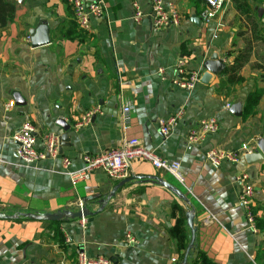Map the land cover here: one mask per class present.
Masks as SVG:
<instances>
[{
    "label": "crops",
    "instance_id": "0c3cea01",
    "mask_svg": "<svg viewBox=\"0 0 264 264\" xmlns=\"http://www.w3.org/2000/svg\"><path fill=\"white\" fill-rule=\"evenodd\" d=\"M7 1L15 6V14L10 24L0 27V213L16 218L0 219V264H76V252L114 264H176L171 259L179 261L180 240L170 231L179 216L177 208L193 211L194 245L209 260L264 264V230H249L235 181L241 172L248 175L254 217L264 221V158L251 165L243 159L264 137V0H240L260 29L256 40L232 1L206 24L202 0H163L164 7L176 10L180 25L155 31L148 17L149 0H137L144 15L138 24L132 21L131 0H105L103 17L91 21L89 32L78 31L68 0ZM41 23L49 27L50 43L31 48L29 33ZM247 40L252 41V52L239 73L242 83L231 86L223 74L200 83L202 64L211 54L227 67ZM178 69L199 74L192 91L172 85ZM258 90L257 105L245 112L248 96ZM13 93L23 106L15 105ZM237 103L240 117L229 113ZM124 107L130 109L127 126L120 117ZM175 116V126L163 136L158 121ZM206 118L218 121V131L201 143L188 142L190 132ZM25 122L33 125L40 151L46 135H63L57 123L69 125L67 151L35 166L21 165L12 136ZM133 139L159 157L178 162L190 194L170 175L133 161L125 179L145 180L123 185L96 213L99 202L122 180L97 170L72 185L62 174L61 158H68L69 169L77 171L83 155L101 154ZM244 145L247 150L236 165L215 168L204 159L211 148L239 150ZM148 177L178 189L188 204ZM78 201L95 214L86 218L84 227L80 219L57 222L63 245L53 239L51 222L17 216L77 212ZM207 214L215 220L206 223ZM64 234L70 245L64 243ZM126 235L134 243H127ZM185 236L190 238L188 228Z\"/></svg>",
    "mask_w": 264,
    "mask_h": 264
},
{
    "label": "built area",
    "instance_id": "2783aa9c",
    "mask_svg": "<svg viewBox=\"0 0 264 264\" xmlns=\"http://www.w3.org/2000/svg\"><path fill=\"white\" fill-rule=\"evenodd\" d=\"M207 6L205 13V23L209 24L218 13L223 11L225 4L232 0H202ZM73 16L76 20L78 29L84 32L91 30V21L99 20L103 17L105 8V0H93L91 2H84L82 0H68ZM150 12L148 14L152 28L155 31H163L170 27H177L180 25L179 15L172 6L164 7L163 0H149ZM133 9L132 21L138 24L142 18L143 13L137 0H131ZM159 74L163 75L160 69ZM199 83V74L196 72L184 73L182 69H178L176 78L173 79L172 85L184 91H192ZM229 108V105H226ZM128 107H124L121 111V122L123 126L129 123ZM90 116V115H89ZM176 118L160 119L158 121V128L163 136L169 135L172 128L175 126ZM219 129V123L215 118H206L200 120L195 129L190 132L187 138L188 142L201 143L205 137L215 134ZM12 140L16 143L15 155L18 162L24 166H35L39 162L48 158L60 157L59 142L55 135H46L43 138L44 148L38 150L35 129L30 122L23 123L19 130L13 134ZM247 148L242 146L239 150H227L224 148H211L204 153V159L213 167L220 168L224 164L236 165L241 159L243 151ZM251 153V151H246ZM82 167L77 171L69 169L70 161L66 157L61 158L62 174L66 175L72 185L78 182L87 180L89 174L94 171H103L110 179L124 180L127 177V171L130 163L133 161L149 164L153 169L158 172L165 173L173 177L176 183L187 194L190 191L187 188L185 179L180 171V164L176 161H167L154 151L144 149L141 143L137 140L125 141L121 146L116 147L110 151L97 154V155H83L81 158ZM235 181L240 187L238 193V203L240 204L248 228L252 233H258L255 227V218L253 214V194L254 190L249 181L248 175L241 172L235 176ZM77 211L82 212L85 208L81 201L76 204ZM215 218L211 214H207L205 222L210 223ZM82 227L86 224V218L79 220ZM127 243H134V239L126 235ZM64 243L70 245L71 240L67 234H64ZM172 263H176L175 259H171ZM76 264H114L111 260L106 258H87L84 253L76 252Z\"/></svg>",
    "mask_w": 264,
    "mask_h": 264
},
{
    "label": "water",
    "instance_id": "95a60500",
    "mask_svg": "<svg viewBox=\"0 0 264 264\" xmlns=\"http://www.w3.org/2000/svg\"><path fill=\"white\" fill-rule=\"evenodd\" d=\"M198 19H191L193 23L198 24ZM30 46L31 48H38V47H43L46 46L50 43V30L47 24L41 23L39 24L35 29L31 30L30 33ZM202 69L204 71L200 83L201 84H207L209 80L211 79L212 76H219L222 75L223 72L226 69V64L222 61L219 60L217 54L213 53L210 55V57L204 61L202 64ZM13 100L15 102L16 106H23L25 102L21 99L18 93H13L12 94ZM112 105H114L116 98H112ZM101 105V104H100ZM111 104L107 105V108H112ZM229 113L235 117H240L241 116V106L240 104H234L229 108ZM59 127L63 130V135L58 137V142H59V154H62L63 152L67 151L65 147L68 145V133L70 132V127L69 125H63L61 122L57 123ZM257 150L255 152L251 153H245L243 155V159L246 162V164L251 165V164H256V163H262L263 158H264V137L260 138L256 144H255ZM150 180L154 181L158 185L164 187L165 189L169 190L171 193H173L177 198L182 200L184 203L188 204V201L186 197L175 187L169 185L165 181L156 178V177H148ZM145 180L144 177H132L129 179H124L120 181L117 185H115L108 195L105 197L104 200H101L99 202V209L96 211V213L100 212L106 205V202L113 198L117 192L118 189H120L123 185L131 182V181H143ZM95 213L90 212L88 209L84 208L82 212H71L68 210L61 211L58 213L54 214H42V215H36V214H20L17 215L19 217L27 218L30 220H35V221H42V222H51V223H56V222H67L70 220H76V219H81V218H87L92 216ZM193 211H187L185 213V219H186V226L190 231V238L188 245L184 251V255L182 260L180 261L179 264H187V258L190 253V251L193 249L194 246V241H195V232L196 228L193 226ZM16 216H6L0 213V219H6V220H12L15 219Z\"/></svg>",
    "mask_w": 264,
    "mask_h": 264
},
{
    "label": "trees",
    "instance_id": "16d2710c",
    "mask_svg": "<svg viewBox=\"0 0 264 264\" xmlns=\"http://www.w3.org/2000/svg\"><path fill=\"white\" fill-rule=\"evenodd\" d=\"M232 4L234 6L235 11L242 17V19L247 23L249 30L252 32L253 36L252 39L256 40L260 38V29L258 25L254 22V16L245 1L240 0H232ZM15 14V6L8 2L7 0H0V27L4 28L8 24H10L14 19ZM73 14V13H72ZM78 31H81L78 29ZM252 52V41L247 40L245 43V47L241 50L240 53L236 55V57L232 60V62L226 67L223 75L226 78V82L229 85H236L243 82V78L240 76V71L243 66L248 62L250 55ZM261 97V91H255L250 94L247 98V108L245 107L248 112H251L253 108L257 105L259 99ZM86 208V205H84ZM177 208V207H175ZM179 212L178 218L175 217V227H173L170 231V235L180 242L176 245L177 246V253L179 256V261H176V264H179L183 258L184 251L187 247L189 242V236H185L186 223H185V210H180L177 208ZM254 214V210H253ZM255 218V217H254ZM59 223H51L50 229L53 233V239L59 243V245H63V238L62 235L58 232L57 226ZM255 227L259 231L264 230V221L255 218ZM257 261V260H256ZM255 261V262H256ZM187 264H216L213 261L209 260L204 253L198 251L197 247L194 245L193 249L190 251Z\"/></svg>",
    "mask_w": 264,
    "mask_h": 264
}]
</instances>
